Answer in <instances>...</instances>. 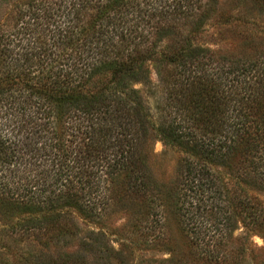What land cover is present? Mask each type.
<instances>
[{
  "label": "trees",
  "instance_id": "obj_1",
  "mask_svg": "<svg viewBox=\"0 0 264 264\" xmlns=\"http://www.w3.org/2000/svg\"><path fill=\"white\" fill-rule=\"evenodd\" d=\"M139 248L264 264V0H0V264Z\"/></svg>",
  "mask_w": 264,
  "mask_h": 264
},
{
  "label": "rangeland",
  "instance_id": "obj_2",
  "mask_svg": "<svg viewBox=\"0 0 264 264\" xmlns=\"http://www.w3.org/2000/svg\"><path fill=\"white\" fill-rule=\"evenodd\" d=\"M221 3H226L227 0H220ZM151 79L153 81L156 80V76L154 73L151 74ZM145 100L150 106L155 105V101L151 96H149L147 93H143ZM153 108V107H152ZM153 148V156L150 161L151 168L153 170L154 175L156 178L160 181H165L170 179L176 170L178 160L180 158V152L173 147H170L168 145L163 144L160 140H154L152 144ZM124 222V218H122L121 214H118L114 216L110 223V228H112L113 225L120 226ZM110 232V239L115 240L113 242V246L117 247V242H120L123 239L127 238L128 233L127 232H121L119 230H111ZM118 232V234H117ZM176 239L178 238L175 236ZM253 242L257 246H261L263 244V241L258 236L253 237ZM158 257V253L154 252L153 250H147L143 248H139L136 250L132 255L127 256V262L128 264H144L146 263L150 258L152 257ZM99 264H103V261L99 259Z\"/></svg>",
  "mask_w": 264,
  "mask_h": 264
}]
</instances>
